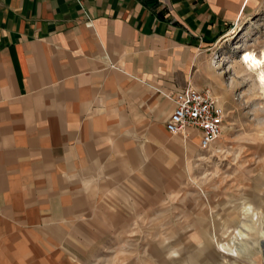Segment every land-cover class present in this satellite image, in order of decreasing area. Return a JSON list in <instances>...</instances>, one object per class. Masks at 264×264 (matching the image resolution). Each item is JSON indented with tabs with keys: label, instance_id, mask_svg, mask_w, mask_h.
I'll return each instance as SVG.
<instances>
[{
	"label": "crops",
	"instance_id": "crops-1",
	"mask_svg": "<svg viewBox=\"0 0 264 264\" xmlns=\"http://www.w3.org/2000/svg\"><path fill=\"white\" fill-rule=\"evenodd\" d=\"M248 1L0 0V215H88L92 169L166 131V95Z\"/></svg>",
	"mask_w": 264,
	"mask_h": 264
},
{
	"label": "rangeland",
	"instance_id": "rangeland-1",
	"mask_svg": "<svg viewBox=\"0 0 264 264\" xmlns=\"http://www.w3.org/2000/svg\"><path fill=\"white\" fill-rule=\"evenodd\" d=\"M227 25L196 51L186 83L225 108L211 147L137 134L131 156L115 151L118 163L92 169L88 215H0V264H264V88L237 63L244 48L264 49V0Z\"/></svg>",
	"mask_w": 264,
	"mask_h": 264
},
{
	"label": "built area",
	"instance_id": "built-area-1",
	"mask_svg": "<svg viewBox=\"0 0 264 264\" xmlns=\"http://www.w3.org/2000/svg\"><path fill=\"white\" fill-rule=\"evenodd\" d=\"M173 110L166 119L165 129L172 136H181L184 143L198 141L208 150L221 136L227 122L225 108L210 88H195L189 83L169 92Z\"/></svg>",
	"mask_w": 264,
	"mask_h": 264
},
{
	"label": "bare ground",
	"instance_id": "bare-ground-1",
	"mask_svg": "<svg viewBox=\"0 0 264 264\" xmlns=\"http://www.w3.org/2000/svg\"><path fill=\"white\" fill-rule=\"evenodd\" d=\"M240 53L237 63L239 62L244 70L253 72L259 86L264 88V49L257 54L254 50L244 48Z\"/></svg>",
	"mask_w": 264,
	"mask_h": 264
},
{
	"label": "trees",
	"instance_id": "trees-1",
	"mask_svg": "<svg viewBox=\"0 0 264 264\" xmlns=\"http://www.w3.org/2000/svg\"><path fill=\"white\" fill-rule=\"evenodd\" d=\"M216 38H218V37H213V41H214Z\"/></svg>",
	"mask_w": 264,
	"mask_h": 264
},
{
	"label": "water",
	"instance_id": "water-1",
	"mask_svg": "<svg viewBox=\"0 0 264 264\" xmlns=\"http://www.w3.org/2000/svg\"><path fill=\"white\" fill-rule=\"evenodd\" d=\"M211 41H213V40L211 39Z\"/></svg>",
	"mask_w": 264,
	"mask_h": 264
}]
</instances>
